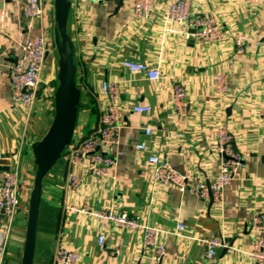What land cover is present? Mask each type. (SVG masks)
I'll use <instances>...</instances> for the list:
<instances>
[{
	"label": "crops",
	"instance_id": "obj_1",
	"mask_svg": "<svg viewBox=\"0 0 264 264\" xmlns=\"http://www.w3.org/2000/svg\"><path fill=\"white\" fill-rule=\"evenodd\" d=\"M25 1L0 0V158L8 161L10 170L18 171L20 187V202L9 228L0 214V243L6 246L3 264L22 262L37 169L32 145L51 124L58 85L54 0H44L43 16L33 21L23 15ZM122 1L80 5L71 0L68 32L74 41L81 90L71 144L100 124L106 103L100 90L103 80L119 83L125 117L109 152L115 163L107 175L83 174L79 167L82 183L71 192L68 178L74 167L68 146L45 177L33 264H55L60 245L79 251L77 264H264L249 256L251 221L264 212V50L257 44L264 37V1L191 0L193 11L214 14L223 30L248 34L242 51L228 36L220 41L185 38V30L167 18L174 0H151L152 10L143 18L134 15L135 0ZM39 32L48 40V53L38 95L27 109L13 101L9 74L22 42ZM127 59L159 68L161 77L153 80L143 72L129 71L122 65ZM218 73L228 81L222 97L215 90ZM178 83L187 90L182 109L172 99ZM136 104H149L151 111L135 112ZM148 127L151 133L146 132ZM220 129L232 133L244 157L221 202L153 182L148 161L153 154L168 160L178 172L190 174L189 184L213 180L222 166ZM140 143L147 147L138 149ZM4 172L0 171V181ZM106 208L139 211L144 223L171 231L162 236L168 254L155 259L143 247L140 231L118 228L92 214ZM178 223L184 225L181 235L173 233ZM102 233L103 245L98 242ZM213 236L224 237L229 246L207 258L203 241Z\"/></svg>",
	"mask_w": 264,
	"mask_h": 264
},
{
	"label": "built area",
	"instance_id": "obj_2",
	"mask_svg": "<svg viewBox=\"0 0 264 264\" xmlns=\"http://www.w3.org/2000/svg\"><path fill=\"white\" fill-rule=\"evenodd\" d=\"M77 4L86 2L105 3L108 0H75ZM246 2H262L264 0H240ZM44 0H26L23 4V15L30 21L40 19L44 12ZM152 10L151 0H135L134 15L143 18L149 15ZM167 18L185 30V38L196 37L204 41H220L230 37L239 51H242L249 35L242 31H225L218 23L212 13H202L191 9V0H174L170 3L167 11ZM194 28V33L187 31ZM47 38L43 32L29 36L21 45V53L17 61L10 68L11 97L13 101L27 109H31L38 95L41 81L43 65L48 53ZM257 44L264 50V37ZM122 65L132 72H143L149 79H159L161 70L151 67L141 61L124 60ZM215 90L218 96H224L228 91L227 77L223 73H218L214 79ZM101 93L106 97V103L101 115L100 124L88 136H84L72 145L68 160L74 169L68 178V189L73 192L78 190L82 183V175L78 168L85 173H93L97 176H105L109 173V168L115 163V157L109 152L117 142V135L125 117L124 108L121 105V87L117 81L103 80L100 83ZM187 95V90L183 83L174 86L172 99L178 108L182 109V104ZM133 110L138 113H148L151 111L149 104H136ZM264 115V111H263ZM147 133L152 132V128L146 129ZM218 135V151L222 159L220 173L211 181L200 180L189 184V175L178 172L177 169L166 159L158 154L150 155L148 161L152 168V180L154 183L171 184L180 191H189L200 198H208L212 195L213 200L221 202L224 189L229 185L242 165L243 155L237 149L234 137L231 132L220 129ZM138 149H145V143L137 144ZM19 176L17 170H8L3 173L0 181V214L6 217L7 228L11 225L19 205ZM92 214L121 229L137 230L142 235L143 247L151 250L157 260L164 258L168 254V247L162 236L171 233L157 225L144 223L141 220L139 211L129 212L127 209L106 208L93 211ZM173 231L174 234L181 235L184 229L182 223H178ZM252 248L249 256L255 261H264V212L255 214L251 224ZM106 236L99 235L98 242H105ZM206 248L205 256L212 258L217 255L219 248L228 247V241L221 236H213L204 239ZM118 250L116 249V252ZM6 254L5 244L0 243V264H3ZM80 253L76 249L60 245L55 255V264H77Z\"/></svg>",
	"mask_w": 264,
	"mask_h": 264
},
{
	"label": "water",
	"instance_id": "obj_3",
	"mask_svg": "<svg viewBox=\"0 0 264 264\" xmlns=\"http://www.w3.org/2000/svg\"><path fill=\"white\" fill-rule=\"evenodd\" d=\"M110 1V0H109ZM122 3V0H114ZM71 0H54L55 44L59 54L57 80L54 91V116L47 133L32 145L36 172L29 196L26 236L21 264H33L38 215L42 200L44 179L59 162L71 144L78 121L81 90L77 84L75 49L68 32ZM8 161L0 158V171L10 170ZM213 201L212 195H210Z\"/></svg>",
	"mask_w": 264,
	"mask_h": 264
}]
</instances>
